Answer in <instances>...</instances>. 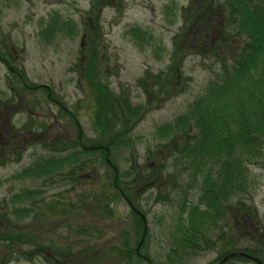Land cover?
Returning <instances> with one entry per match:
<instances>
[{
	"label": "rangeland",
	"instance_id": "1",
	"mask_svg": "<svg viewBox=\"0 0 264 264\" xmlns=\"http://www.w3.org/2000/svg\"><path fill=\"white\" fill-rule=\"evenodd\" d=\"M228 10L225 0H0V264L264 255V136L242 155L245 184L219 205L192 186V173L212 172L206 153H180L202 131L192 104L246 41ZM130 204L146 217L144 239ZM182 204L207 210L196 229Z\"/></svg>",
	"mask_w": 264,
	"mask_h": 264
},
{
	"label": "trees",
	"instance_id": "2",
	"mask_svg": "<svg viewBox=\"0 0 264 264\" xmlns=\"http://www.w3.org/2000/svg\"><path fill=\"white\" fill-rule=\"evenodd\" d=\"M225 2L229 28L241 31L246 41L231 61L220 63L222 70L208 83L205 97L192 104L189 116L202 131L193 143L185 141L180 148V153L190 155L205 152L206 162L213 163L212 172L199 180L191 174L192 186L200 188V199L209 206L219 205L221 195L241 186L246 172L242 155H256L259 137L264 136V0ZM177 122L187 124L188 118ZM253 145L256 149L252 150Z\"/></svg>",
	"mask_w": 264,
	"mask_h": 264
},
{
	"label": "water",
	"instance_id": "3",
	"mask_svg": "<svg viewBox=\"0 0 264 264\" xmlns=\"http://www.w3.org/2000/svg\"><path fill=\"white\" fill-rule=\"evenodd\" d=\"M232 255H234V254H232ZM232 255H230V256H232ZM241 255H244V254H241ZM229 257V256H228ZM228 257H226L225 259H227Z\"/></svg>",
	"mask_w": 264,
	"mask_h": 264
}]
</instances>
